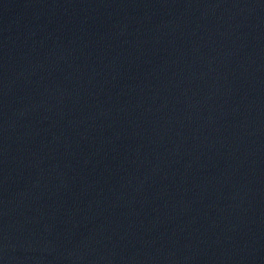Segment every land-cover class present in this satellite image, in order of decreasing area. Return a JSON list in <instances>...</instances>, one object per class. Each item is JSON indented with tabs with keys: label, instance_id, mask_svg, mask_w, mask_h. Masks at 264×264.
<instances>
[{
	"label": "water",
	"instance_id": "obj_1",
	"mask_svg": "<svg viewBox=\"0 0 264 264\" xmlns=\"http://www.w3.org/2000/svg\"><path fill=\"white\" fill-rule=\"evenodd\" d=\"M0 264H264V0H0Z\"/></svg>",
	"mask_w": 264,
	"mask_h": 264
}]
</instances>
